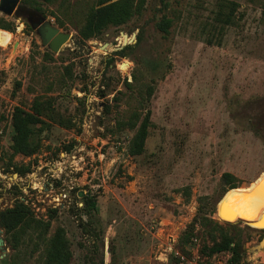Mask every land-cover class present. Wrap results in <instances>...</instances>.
<instances>
[{
	"label": "rangeland",
	"instance_id": "rangeland-1",
	"mask_svg": "<svg viewBox=\"0 0 264 264\" xmlns=\"http://www.w3.org/2000/svg\"><path fill=\"white\" fill-rule=\"evenodd\" d=\"M95 1H19L71 34L57 53L26 18L0 11L10 27H0V211L21 201L50 219L49 233L64 228L70 264H231L228 252L200 251L210 244L200 225L184 235L202 215L240 235L239 264H264V228L233 212L264 175V142L249 127L264 124V0H146L140 15L82 41L78 30ZM231 2L233 23L223 25L216 13ZM162 16L172 20L166 38L156 28ZM122 33L133 39L126 56L114 54ZM36 97L51 101L55 118L36 125V153L12 157L13 109L30 110ZM135 110H149L151 125L143 152L130 155L134 131L117 123ZM224 172L240 184L221 205L229 216L218 218ZM83 196L96 200L91 226L80 221ZM0 230V264H10ZM34 250L26 239L17 264H38Z\"/></svg>",
	"mask_w": 264,
	"mask_h": 264
},
{
	"label": "trees",
	"instance_id": "trees-1",
	"mask_svg": "<svg viewBox=\"0 0 264 264\" xmlns=\"http://www.w3.org/2000/svg\"><path fill=\"white\" fill-rule=\"evenodd\" d=\"M26 1L33 3V0ZM41 1L53 3L55 0ZM145 1L146 0H96L95 3L88 8L85 14L84 24L78 30L80 39L84 41L89 38L97 37L109 27H117L125 24L134 16L142 13ZM224 7L223 5L219 7L216 13V19L222 21L224 23L223 25H231L234 19L235 3L231 2L227 11L224 10ZM35 9L39 10L40 8L35 6ZM171 22L172 20L170 18L162 16L156 23V28L161 32L163 38L167 37ZM0 27L10 29L8 25L4 24H0ZM141 39L142 31L136 34L135 43ZM130 48H132L131 44L126 45L123 49L114 51V54L126 56L127 50ZM151 65L153 69L157 68V64L151 63ZM153 88L152 85L146 87L145 99L148 100L150 98ZM55 115L56 112L49 99L36 97L32 102L30 110H25L20 106H16L11 116L12 143L10 145V150L12 157L16 154L30 156L36 153L38 150V142L32 140L35 127L37 124L43 123L42 117L54 119ZM238 124L244 127L248 126V124H244L240 121ZM150 125L149 110H147L142 117L138 110L132 111L127 120H122L117 123L119 128H127L134 131L127 147L130 155H139L143 152ZM249 127L253 133L259 136L264 142V124L259 127L252 124ZM16 171L18 173H24L28 170L16 168ZM221 181L224 192L229 189L234 191L238 189L236 187L240 184L238 178L230 172H224L221 175ZM248 188L243 189L245 191H243L242 196ZM81 199L83 200V209L87 211V214L86 219L80 218V221L85 225L91 226L93 221L89 218V215L92 210L97 209L96 200L94 198H87L86 196H83ZM236 208L237 206L234 207V213ZM54 211L56 212V210ZM196 224L203 228V233L210 241V244L202 245L200 251L203 254L212 255L214 253L228 252L230 254L228 258L229 263L239 264L241 262L244 249L240 235H231L225 230L224 226L205 215L195 216L187 225L184 235H188V237L192 236ZM50 225V219L47 221L37 219L30 207L21 201H16L12 207L1 210L0 227L4 229L6 242L13 251L9 256V263L17 264L20 259L22 260L20 247L26 239H29L34 241L35 250L39 251L38 264H70L72 250L64 228L59 226L52 233H49ZM228 225L234 227L236 223H228ZM246 228H249V226L246 225ZM258 231L264 233V229H259Z\"/></svg>",
	"mask_w": 264,
	"mask_h": 264
},
{
	"label": "water",
	"instance_id": "water-1",
	"mask_svg": "<svg viewBox=\"0 0 264 264\" xmlns=\"http://www.w3.org/2000/svg\"><path fill=\"white\" fill-rule=\"evenodd\" d=\"M19 1L20 0H0V11H3L6 14L11 15L15 11L14 9L16 5L19 4ZM26 19L30 27L36 30L37 34L40 37L41 44L43 46H47L52 52L57 53L58 51L61 50L65 42L67 43L71 42V34L69 32H61L58 27L51 25L49 21L45 19V16L40 15V16L34 17L33 15H28ZM34 20H37L38 23H42V24H37V22H34ZM122 36H123V41L121 45L115 46L114 51L121 50L126 45L133 43V39L132 38L129 39L126 34L122 33ZM107 45L108 44L105 43L102 47L105 48ZM229 190H227L217 201L215 212H214L215 214H218L219 204L224 199L226 193ZM226 223H229V222H226ZM0 248L2 251H5L4 241L1 238V230H0Z\"/></svg>",
	"mask_w": 264,
	"mask_h": 264
},
{
	"label": "bare ground",
	"instance_id": "bare-ground-1",
	"mask_svg": "<svg viewBox=\"0 0 264 264\" xmlns=\"http://www.w3.org/2000/svg\"><path fill=\"white\" fill-rule=\"evenodd\" d=\"M230 191L219 204L218 218L229 216V214L226 215L224 208L221 209V205ZM234 217L240 221L264 228V175L244 193L235 210Z\"/></svg>",
	"mask_w": 264,
	"mask_h": 264
},
{
	"label": "flooded vegetation",
	"instance_id": "flooded-vegetation-1",
	"mask_svg": "<svg viewBox=\"0 0 264 264\" xmlns=\"http://www.w3.org/2000/svg\"><path fill=\"white\" fill-rule=\"evenodd\" d=\"M14 10H15L14 12L16 14H20L21 16H23V18H26L28 15H33L34 17L42 15L41 13H38L36 11L26 9V8L22 7L20 4L16 5ZM34 22H37V24H42V23H38L37 20H34Z\"/></svg>",
	"mask_w": 264,
	"mask_h": 264
}]
</instances>
